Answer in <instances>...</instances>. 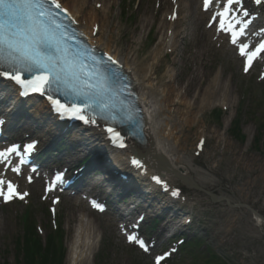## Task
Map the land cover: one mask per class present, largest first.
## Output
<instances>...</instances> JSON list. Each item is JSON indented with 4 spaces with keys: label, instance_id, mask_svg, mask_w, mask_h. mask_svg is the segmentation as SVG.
Wrapping results in <instances>:
<instances>
[{
    "label": "rangeland",
    "instance_id": "1",
    "mask_svg": "<svg viewBox=\"0 0 264 264\" xmlns=\"http://www.w3.org/2000/svg\"><path fill=\"white\" fill-rule=\"evenodd\" d=\"M100 1L109 13L107 33L111 43L120 50L122 63L133 52L139 54L140 61H150L153 49L166 38L167 25H163L170 23L171 17L169 9L163 6L172 1L87 0L85 17L91 9L101 10L97 6L98 3L102 5ZM262 12L264 14V8ZM206 18L202 26L192 22V14L178 23L179 34L171 35L173 48L166 50V57L159 61L162 68L157 76L163 78V84L174 80L186 85L189 79L197 80L200 74L207 75L204 83L196 81L197 89L203 86V90L199 93L194 90L195 95L187 100L195 106L196 123L189 125L190 121L186 122L189 118L194 120V115L175 118L176 124H182L178 133L183 142L176 154L181 166L193 172V182L198 188L184 184L173 175L169 183L171 187L181 189L184 198L181 200L188 207L192 222L183 227V218H170L167 224L162 221L151 237L157 239L158 246L163 245L166 235L162 233L167 228L171 235L187 230L191 236L185 233V240L193 238L194 234L200 241V246L191 250L192 256L183 252V245H177L180 252L165 264H205L209 260L217 264H264V224L253 214L256 212L264 218L263 75L261 71L243 75L234 52L216 41L213 35L209 37L213 47L201 51L205 40L201 32L205 30ZM216 82L222 85L223 92L210 99L211 107L199 111L200 102L206 98L205 90ZM40 133L35 131L34 135L40 136ZM90 184H98V181L91 180ZM28 189L31 196L24 203L0 206V264H26L18 241L26 235L27 216L34 222L44 245L51 236L62 235L60 240L66 253L64 264H68L72 252L83 253L87 246L93 248L89 264H153L152 256L141 253L121 236L116 214L99 215L84 203L86 210L80 212L75 208L78 219L69 223V214L72 209L74 211L72 199L62 200L60 205L54 206L52 202L42 200L41 187L35 185ZM210 193L228 199L229 204L214 202ZM138 196L147 199L144 195ZM130 200L136 199L123 201ZM149 203L162 210L160 204ZM120 206L122 212L127 211L122 201ZM52 208L55 215H51ZM151 211L148 208L141 210L154 215ZM82 217L84 219L80 220ZM136 217L135 211L130 219L134 221ZM159 252L157 248L155 253ZM210 252L218 259H210Z\"/></svg>",
    "mask_w": 264,
    "mask_h": 264
},
{
    "label": "bare ground",
    "instance_id": "2",
    "mask_svg": "<svg viewBox=\"0 0 264 264\" xmlns=\"http://www.w3.org/2000/svg\"><path fill=\"white\" fill-rule=\"evenodd\" d=\"M58 1L62 3L63 7L69 10V12L75 17L76 21L79 24V27L90 38L93 44L103 48L107 53H111V56H113L116 61H121V52L111 43V37H109L107 33V20L109 13L103 6V1H100L102 5H99L98 2V4L96 3L97 6L101 7V10L97 11L91 9V12L88 13L87 17H85L86 15L84 13V10L88 4L87 0ZM176 4L178 5V8L176 9L177 20L175 23L174 21H171L170 23L167 22L163 25L164 27L165 25H167V33L165 34L166 38L160 41L159 45L155 49H153L150 61H140L139 54H137V52H133L130 57L124 58L123 66L129 73L130 77L133 79V82H135L139 93L140 104L138 103V101L137 103L142 107L145 115L143 128L145 143L143 151H140L142 152V157L145 159V161H147L146 165L149 166L150 172L160 171L167 174L168 172L173 170L179 174L180 178H184L187 181H194L192 176L193 172L181 166L180 158L176 154L177 148H181L183 142L178 133L179 127H182V124L181 122L180 126L176 124L177 122L175 121V118L177 116L185 117V114L190 116L194 115L195 106L194 104H190L187 100L195 95V93H193L194 90H197L198 93L203 90V86L201 87V89H197L196 81H201L204 83L206 81L207 75L200 74L198 76V79L200 80L194 79V81L192 79H189L186 85H184V83L182 82L177 83L174 80L163 84V78H157V76L162 68L159 61L161 62L162 57H166V54H164L166 50L168 51L173 48L170 43L171 35L176 36L179 34L178 23L192 14V22H196L200 26H202L205 20V14H203L200 10L199 0H177L175 3L165 2V5L163 6L165 9H169L170 16H173L175 12L173 7H175ZM210 32L211 31L207 30L206 28L201 32V37H205V40L202 41V47H200L201 51H204L205 47H213L212 43L209 41ZM167 36H169L170 38ZM170 53L173 54L172 51H170ZM160 84L162 85L160 86ZM7 86L10 87L7 98L11 100V103L8 99L4 100V102L6 103L7 107L9 105L16 107V103H18V96L17 98H15V100H12L10 96L14 95L15 92L14 90H11L10 84H8ZM0 87H4L3 83L0 84ZM222 92L223 87L217 82L213 86L207 88L204 92V95H206L205 99L208 100L205 101L204 99L200 102L199 111L203 112L211 107V104H209L210 99L218 97ZM224 100L226 101L225 98ZM31 104L33 103H26V105H29L30 107ZM47 109L48 108L45 105L40 104L36 107V111L34 112V114L43 113L44 110H46L47 112ZM189 121V125H193V123L197 121V116L194 115V120L191 121V118H189L186 122L189 123ZM99 137H102V134H99L98 138ZM133 150L135 152V149L132 147L124 151H119L120 153L117 154L114 158L113 166L119 167V169L122 166L126 168L130 174H132V171H134L133 173H136V170H133V168L126 164V160L129 158V156L133 155ZM160 155H163L167 161V164H162V167H160L161 164L159 165L157 160V157ZM146 168L145 170L147 171L149 168ZM121 169L122 171H127L123 168ZM143 172L144 171L139 170V172L137 173L142 175ZM124 176L130 179L126 172L124 173ZM146 177L145 179L147 181H150V177ZM1 179H4V177H2ZM140 181L142 182L143 180ZM6 191L7 193H11V191L7 187ZM72 202L74 204V211L72 209L71 213L69 214V223L75 222L78 219L77 216H75L78 212L77 210H75V208H79L78 210H80V212L86 210L82 200H72ZM167 204L168 203L166 201H163V208H166ZM255 217L257 221H259L261 224H264V220H262L258 216ZM83 219V217L80 218V220ZM92 255L93 248L91 246H87L83 253H78L77 251L72 252V254H70L68 258V264H89Z\"/></svg>",
    "mask_w": 264,
    "mask_h": 264
},
{
    "label": "snow or ice",
    "instance_id": "3",
    "mask_svg": "<svg viewBox=\"0 0 264 264\" xmlns=\"http://www.w3.org/2000/svg\"><path fill=\"white\" fill-rule=\"evenodd\" d=\"M256 2L260 3V0H256ZM51 3L56 8L61 7L57 0H51ZM205 3H210V0H205ZM239 3L240 0H228L230 7ZM20 10L24 11L29 21L26 28H21L17 32L8 28L5 23H0V67L11 69V71L0 72V75L15 80L26 88L31 87L33 91L41 94L59 90L63 86L67 92L85 99L81 105L73 103L70 107L61 104L59 100H55L53 103L57 105V111L63 110L65 114L70 112L85 123H95V120H89L82 113L85 109H91L93 104L96 103L91 91L96 88V85L90 83L88 73L83 74V76H89L88 79H84L83 76L76 72L69 71V66L73 62L69 60L67 50L61 49L55 31L44 23L43 18L50 17V13L44 8V0H0V16L12 18ZM244 15L247 16L248 13L245 11ZM56 27L58 28L59 25H56ZM221 27L223 29L224 26L222 25ZM235 42L236 40L234 39L233 43ZM50 44L53 45V48L49 47ZM246 47L247 45L242 46V55H246L244 52ZM260 50H264V43H261L256 51ZM251 58L250 56L249 60ZM245 70L247 71V68ZM23 71L32 72L34 79L32 81L23 80ZM85 89H88V91H85ZM48 99L53 100L51 95L48 96ZM100 107L103 110L107 109L108 105L104 103ZM108 131L114 132V129L109 128ZM119 136V132H114L113 139L119 138ZM28 147L31 149L34 145H29ZM14 151L15 149H9L8 154L10 155ZM6 160V154L0 152V161ZM134 163L139 164L138 161H134ZM12 170L18 172L19 168H13ZM4 183L5 181L0 179V186H3ZM8 189L16 195L11 182H8ZM3 194V191L0 190V195ZM95 206L99 207L98 205ZM128 239L129 241H135L147 251V246L142 239H138L135 235H129ZM159 259L162 258H158V264Z\"/></svg>",
    "mask_w": 264,
    "mask_h": 264
},
{
    "label": "trees",
    "instance_id": "4",
    "mask_svg": "<svg viewBox=\"0 0 264 264\" xmlns=\"http://www.w3.org/2000/svg\"><path fill=\"white\" fill-rule=\"evenodd\" d=\"M238 130V129H237ZM239 136V132L237 134ZM27 216L26 235L21 238L18 243L20 250L24 252V261L26 264H64L65 261V249L62 244V235L51 236L49 241L44 245L39 239L33 221H30ZM199 243L194 240L188 242L184 252L191 253L190 248L197 247ZM103 255V254H102ZM210 259H218L212 255ZM205 264H217L212 261H208Z\"/></svg>",
    "mask_w": 264,
    "mask_h": 264
},
{
    "label": "water",
    "instance_id": "5",
    "mask_svg": "<svg viewBox=\"0 0 264 264\" xmlns=\"http://www.w3.org/2000/svg\"><path fill=\"white\" fill-rule=\"evenodd\" d=\"M137 154V152H136ZM138 156H140V154L138 153L137 154ZM142 155V154H141ZM141 157V156H140ZM157 160L159 163L161 164H167V161L165 159V157L163 155H160L157 157ZM176 175H179L176 171H173ZM184 181H186L185 179H183ZM187 182V181H186ZM210 196L212 197V199L215 201V202H220V201H227L226 199H223V198H218L217 196H215L214 194H210Z\"/></svg>",
    "mask_w": 264,
    "mask_h": 264
}]
</instances>
